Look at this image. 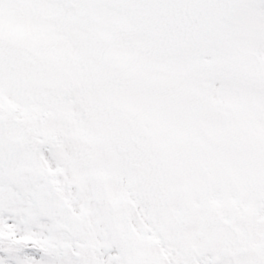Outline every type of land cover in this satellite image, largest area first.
I'll return each mask as SVG.
<instances>
[{"label": "snow or ice", "instance_id": "snow-or-ice-1", "mask_svg": "<svg viewBox=\"0 0 264 264\" xmlns=\"http://www.w3.org/2000/svg\"><path fill=\"white\" fill-rule=\"evenodd\" d=\"M0 264H264V0H0Z\"/></svg>", "mask_w": 264, "mask_h": 264}]
</instances>
